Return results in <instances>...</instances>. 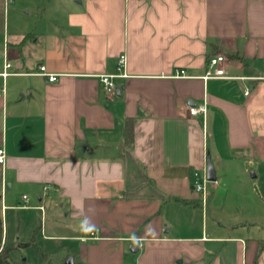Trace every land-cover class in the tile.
Listing matches in <instances>:
<instances>
[{
	"label": "crops",
	"instance_id": "obj_1",
	"mask_svg": "<svg viewBox=\"0 0 264 264\" xmlns=\"http://www.w3.org/2000/svg\"><path fill=\"white\" fill-rule=\"evenodd\" d=\"M31 8L37 31L26 30L31 19H20L15 0H0V73L10 63L0 74V198L1 187H23L43 215L48 197L67 218L53 222L51 236L73 243L75 264H264L263 204L247 190H216L218 179L246 180L242 160L264 162V0ZM121 52L126 76L107 94L98 74L113 72ZM219 53L229 77L202 79ZM38 65L57 79L37 74ZM201 102L205 114H189ZM206 156L215 180L203 199L193 174L203 176ZM195 207L198 223L168 215Z\"/></svg>",
	"mask_w": 264,
	"mask_h": 264
},
{
	"label": "rangeland",
	"instance_id": "obj_2",
	"mask_svg": "<svg viewBox=\"0 0 264 264\" xmlns=\"http://www.w3.org/2000/svg\"><path fill=\"white\" fill-rule=\"evenodd\" d=\"M18 8V16L20 19L30 18V22H27L29 28L26 30L36 29V18L34 15V8H31L33 3L38 0H15ZM9 5H11L9 3ZM238 166V170L244 169L245 178L244 182H235L231 180L227 183L216 181L219 185L216 190L223 191L225 189L230 192H239L247 190L249 193L255 194L254 202L258 203L259 208L264 206V162H246L242 160ZM217 172H218V168ZM228 169V168H225ZM254 174L255 176H251ZM232 181V182H231ZM213 181L206 182L212 184ZM226 185V186H225ZM208 190V189H207ZM215 191V190H214ZM24 193L28 197L27 205L21 200V194ZM37 195L30 193L23 189V187H12L4 189L1 193L0 205H1V217L3 221V238L6 244L11 245L9 250V264H63L64 257L76 256L74 254L75 246L69 240L58 239L55 236L58 233L54 229L53 222L67 220L63 216L60 210L52 207L51 201L48 197L43 199L42 204L45 207V212L41 215L40 210L33 208L31 205L39 203ZM263 198V200H262ZM21 207H15L18 205ZM256 206V204L254 203ZM197 209L196 214L189 212L185 208L182 210H174L168 213L172 223H181L183 218L191 219L196 223L199 222L200 209ZM168 211L169 208L167 209ZM210 215V214H209ZM37 229L36 232L34 230ZM62 233H66V230H62ZM132 244V243H130ZM128 246L129 252L132 253ZM227 261L233 264V257H228Z\"/></svg>",
	"mask_w": 264,
	"mask_h": 264
},
{
	"label": "built area",
	"instance_id": "obj_3",
	"mask_svg": "<svg viewBox=\"0 0 264 264\" xmlns=\"http://www.w3.org/2000/svg\"><path fill=\"white\" fill-rule=\"evenodd\" d=\"M125 64H126V54L124 52H121L118 54L115 65H114V70L111 73H100L98 74V79L101 84V87L103 91L107 94L113 93L116 87V78L119 77H125ZM225 64V56L223 54H215L213 56H210L208 58L207 64H206V69L204 73L200 76L202 79L207 80L210 78H226L229 77L226 74V70L224 67ZM10 66L9 62H5L4 68L0 74L5 77L9 72L6 71V68ZM36 73L43 75L47 78L49 81H54L57 79V74L55 73H50L46 71V68L44 65H38L37 66ZM174 76L180 77V76H188L185 75L183 69H175ZM246 93V92H244ZM206 111V104L205 102H201L198 104H193L188 106V112L189 114H200L204 115ZM5 164V151L2 146H0V166H4ZM194 180H193V188L196 191H199L203 195V199L205 198L206 194V182L207 179L205 177V172L201 178L198 176V172H194ZM1 191H3V187H1ZM2 193V192H1ZM23 198H26L25 195H23ZM39 208H42V206H39ZM94 231H90V235H92ZM91 238H95V236H91Z\"/></svg>",
	"mask_w": 264,
	"mask_h": 264
},
{
	"label": "trees",
	"instance_id": "obj_4",
	"mask_svg": "<svg viewBox=\"0 0 264 264\" xmlns=\"http://www.w3.org/2000/svg\"><path fill=\"white\" fill-rule=\"evenodd\" d=\"M28 34H33V32H27L24 37ZM133 142V121L127 118L124 122V145L129 147ZM38 228L34 230L37 231ZM264 247V239L260 243V248ZM11 245L3 242V221L1 217V205H0V264H9V250Z\"/></svg>",
	"mask_w": 264,
	"mask_h": 264
},
{
	"label": "water",
	"instance_id": "obj_5",
	"mask_svg": "<svg viewBox=\"0 0 264 264\" xmlns=\"http://www.w3.org/2000/svg\"><path fill=\"white\" fill-rule=\"evenodd\" d=\"M205 177L208 181H214L215 180V170H214L208 156H206V159H205ZM130 248H131V250H133L132 247H130ZM64 263L65 264H75L73 262L72 256H68L65 259Z\"/></svg>",
	"mask_w": 264,
	"mask_h": 264
}]
</instances>
